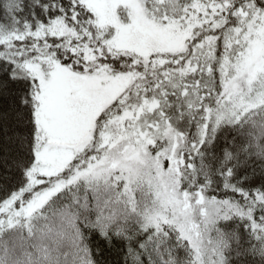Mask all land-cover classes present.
<instances>
[{
	"label": "snow or ice",
	"instance_id": "snow-or-ice-1",
	"mask_svg": "<svg viewBox=\"0 0 264 264\" xmlns=\"http://www.w3.org/2000/svg\"><path fill=\"white\" fill-rule=\"evenodd\" d=\"M0 264H264V0H0Z\"/></svg>",
	"mask_w": 264,
	"mask_h": 264
}]
</instances>
